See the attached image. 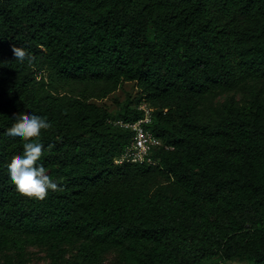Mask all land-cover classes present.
I'll use <instances>...</instances> for the list:
<instances>
[{
	"label": "trees",
	"instance_id": "trees-1",
	"mask_svg": "<svg viewBox=\"0 0 264 264\" xmlns=\"http://www.w3.org/2000/svg\"><path fill=\"white\" fill-rule=\"evenodd\" d=\"M13 45L35 61H16ZM127 82L140 95L115 123L91 100ZM254 84L264 85V0H0V251L79 241L119 248L126 264H264V89ZM238 88L250 99L200 115ZM143 103L158 165H118L134 132L117 123L141 120ZM18 113L53 125L38 163L61 190L44 200L20 195L7 171L24 151L7 135Z\"/></svg>",
	"mask_w": 264,
	"mask_h": 264
},
{
	"label": "rangeland",
	"instance_id": "rangeland-1",
	"mask_svg": "<svg viewBox=\"0 0 264 264\" xmlns=\"http://www.w3.org/2000/svg\"><path fill=\"white\" fill-rule=\"evenodd\" d=\"M45 75V74H44ZM263 88L264 85L254 84L252 89ZM81 88L74 90L79 95ZM66 88L62 93H69ZM140 95L137 84L134 82L123 83L119 89L102 100L92 99L91 102L105 107L111 113V121L117 122L118 112L123 105L131 104ZM245 101L250 99L248 91L238 88L231 94L209 98L199 112L202 117H211L219 111L223 104L230 101ZM142 105H145L143 103ZM0 264H126V258L119 248H112L104 253L84 251L82 242L65 244L61 246H38L34 244L9 246L0 251ZM224 264H248L246 260L234 259Z\"/></svg>",
	"mask_w": 264,
	"mask_h": 264
},
{
	"label": "clouds",
	"instance_id": "clouds-1",
	"mask_svg": "<svg viewBox=\"0 0 264 264\" xmlns=\"http://www.w3.org/2000/svg\"><path fill=\"white\" fill-rule=\"evenodd\" d=\"M11 51L21 64L27 62L31 65L35 61V57L24 48L13 45ZM14 119L15 123L7 129V135L24 141V151L13 156L6 165L10 180L20 195L44 200L49 190H61L45 167L38 163L44 155V145L38 142V138L42 131L52 129L53 125L46 117L28 113L15 114Z\"/></svg>",
	"mask_w": 264,
	"mask_h": 264
},
{
	"label": "built area",
	"instance_id": "built-area-1",
	"mask_svg": "<svg viewBox=\"0 0 264 264\" xmlns=\"http://www.w3.org/2000/svg\"><path fill=\"white\" fill-rule=\"evenodd\" d=\"M139 110L144 112V116L141 120L135 123H117L119 126L130 129L134 132V137L130 145L116 161V164L118 165L124 163L149 166L158 165V161L154 159L153 155L156 149L162 146V142L146 128V126L153 123L152 109L145 104L141 105Z\"/></svg>",
	"mask_w": 264,
	"mask_h": 264
}]
</instances>
